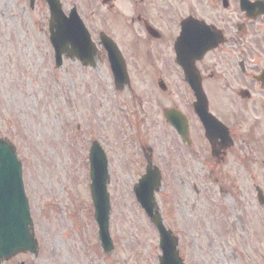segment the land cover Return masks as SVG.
Listing matches in <instances>:
<instances>
[{"label":"flooded vegetation","instance_id":"flooded-vegetation-1","mask_svg":"<svg viewBox=\"0 0 264 264\" xmlns=\"http://www.w3.org/2000/svg\"><path fill=\"white\" fill-rule=\"evenodd\" d=\"M59 2L82 19L98 61L107 59L108 37L126 60L131 145L162 169L166 226L182 244L179 182L195 195L187 204L217 264L229 263V238L249 231L250 179L259 172L264 180V0ZM1 7L49 10L46 0H4ZM253 205L264 210L257 198Z\"/></svg>","mask_w":264,"mask_h":264},{"label":"rangeland","instance_id":"rangeland-1","mask_svg":"<svg viewBox=\"0 0 264 264\" xmlns=\"http://www.w3.org/2000/svg\"><path fill=\"white\" fill-rule=\"evenodd\" d=\"M2 4L4 0H0V137L16 145L23 162L38 240L36 255L21 252L3 264H158V232L133 192L142 174L139 152L120 138L132 126L121 121L107 62L98 61L93 68L66 57L56 68L47 25H38L41 13L5 11ZM123 94L130 108L128 94ZM93 139L105 146L109 158L110 232L115 243L110 254L98 238L84 160V148ZM256 176L249 184V231L229 238L228 249L233 248L235 257L228 251L227 264H264V226L257 216L264 210L253 209V182L264 189V180L259 172ZM175 191L184 201L180 208L184 228L179 232L187 264H217L218 252L207 246L187 204L194 202L193 191L179 182ZM164 193L165 189L157 193L162 213Z\"/></svg>","mask_w":264,"mask_h":264},{"label":"water","instance_id":"water-1","mask_svg":"<svg viewBox=\"0 0 264 264\" xmlns=\"http://www.w3.org/2000/svg\"><path fill=\"white\" fill-rule=\"evenodd\" d=\"M54 14L52 22H54L55 31L52 32L51 39L56 49L57 65H61L63 53L72 58L78 57L85 64L93 62V47L83 26L78 22L64 18L60 10ZM109 57L115 71L117 85L120 83L122 87L123 79L126 77L125 65L116 47L109 49ZM94 146L91 153V191L96 207V218L100 225L102 246L109 253L114 246L109 233L110 202L107 191L109 178L107 160L104 152H99ZM160 185L159 171L149 167L134 189L138 200L159 228L160 246L163 250L160 264H182L178 255L177 241L169 231H166L155 201L154 192ZM259 196L260 201L263 202V195L260 193ZM19 251H30L36 254L37 241L24 189L22 164L18 159L15 147L9 141L0 138V264Z\"/></svg>","mask_w":264,"mask_h":264}]
</instances>
